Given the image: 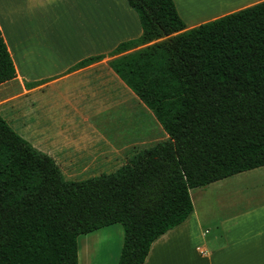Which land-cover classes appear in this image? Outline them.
Listing matches in <instances>:
<instances>
[{
    "label": "trees",
    "instance_id": "trees-1",
    "mask_svg": "<svg viewBox=\"0 0 264 264\" xmlns=\"http://www.w3.org/2000/svg\"><path fill=\"white\" fill-rule=\"evenodd\" d=\"M126 1L142 33L108 65L168 139L70 181L0 115V264H78V237L114 225L117 264H142L193 212L191 190L264 167V1L191 29L172 0ZM15 77L0 32V85Z\"/></svg>",
    "mask_w": 264,
    "mask_h": 264
},
{
    "label": "crops",
    "instance_id": "crops-1",
    "mask_svg": "<svg viewBox=\"0 0 264 264\" xmlns=\"http://www.w3.org/2000/svg\"><path fill=\"white\" fill-rule=\"evenodd\" d=\"M172 1L191 29L264 0ZM0 32L16 73L0 95L16 109L23 99L25 107L24 133H16L50 156L67 180L112 173L146 149L140 147L147 138L168 139L108 65L111 51L142 33L126 0H0ZM97 56L104 58L74 68ZM131 102L143 127L126 131L119 123ZM259 179L264 167L211 185L223 190ZM220 199L216 216H201L193 205L181 225L153 242L142 264H264V187ZM122 241L119 225L79 236L78 264H117Z\"/></svg>",
    "mask_w": 264,
    "mask_h": 264
},
{
    "label": "rangeland",
    "instance_id": "rangeland-1",
    "mask_svg": "<svg viewBox=\"0 0 264 264\" xmlns=\"http://www.w3.org/2000/svg\"><path fill=\"white\" fill-rule=\"evenodd\" d=\"M7 89V88H6ZM3 89V87L0 89V94L2 91L6 90ZM8 96L0 95V105L2 107L0 108V115L7 121V123L10 125V127L17 132L16 130L21 127L24 133L25 128V107L22 99V107L23 109H16L13 104L10 103ZM140 111L133 105L131 102L129 104V110L126 111L124 114V118H121L120 120L121 127L123 130L131 131L133 129H141L143 127L141 119L139 118ZM147 123V127H149L150 130L152 128ZM100 130L106 131L105 128L99 127ZM148 131V128H146ZM18 133V132H17ZM20 135V134H19ZM21 136V135H20ZM149 136V135H147ZM164 139L157 138L155 140H150L149 138L146 139V144L144 146H141L140 149L148 148L151 146L156 145L159 142H162ZM86 180V179H84ZM255 182L252 180H243L241 184H236L235 187L233 184L228 185L223 190H217V185H209L204 188L199 189H193L190 191V197L192 200V203L195 207V209L200 213V215H215L220 211L221 209V199L220 198H235L236 192L239 190L242 191L244 189L251 188L252 185L257 184L259 187H264V181ZM75 181V180H70ZM82 181V180H79ZM240 186V187H238ZM260 195H256L258 197Z\"/></svg>",
    "mask_w": 264,
    "mask_h": 264
}]
</instances>
